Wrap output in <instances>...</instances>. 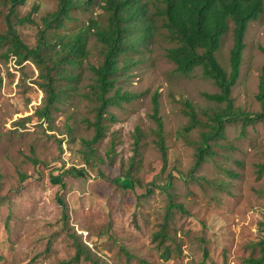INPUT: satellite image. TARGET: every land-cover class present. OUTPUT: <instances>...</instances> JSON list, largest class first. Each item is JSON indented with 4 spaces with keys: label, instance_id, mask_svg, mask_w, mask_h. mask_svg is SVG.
Listing matches in <instances>:
<instances>
[{
    "label": "rangeland",
    "instance_id": "obj_1",
    "mask_svg": "<svg viewBox=\"0 0 264 264\" xmlns=\"http://www.w3.org/2000/svg\"><path fill=\"white\" fill-rule=\"evenodd\" d=\"M56 10V0H25L18 14L33 23L14 24L22 42L34 47L42 18ZM6 13L0 5V34L6 31ZM245 42L232 99L234 113L255 115L263 110L257 95L264 17L250 24ZM233 44L231 30L218 53L228 71ZM89 45L77 92L67 88L50 117L40 120L36 112L45 95L38 70L29 61L17 66L13 57L5 60L8 43L0 42V264H248L259 258L264 121L225 117L223 134L208 143L204 161L195 168L204 135L212 131L209 114L226 104L206 97L220 89L201 68L190 75L177 73L167 57L171 45L159 39L120 80L119 87L137 98L110 108L116 121L108 137L93 147V156L84 141L94 137L88 123L95 113L84 94L93 82L87 64L98 65L100 57L94 40ZM155 95L164 122L166 163L157 144ZM187 104L201 120L191 132ZM137 128L143 135L130 183L125 176ZM112 141L115 154H109ZM172 204L176 207L168 211ZM165 223L168 239L155 240Z\"/></svg>",
    "mask_w": 264,
    "mask_h": 264
},
{
    "label": "trees",
    "instance_id": "obj_2",
    "mask_svg": "<svg viewBox=\"0 0 264 264\" xmlns=\"http://www.w3.org/2000/svg\"><path fill=\"white\" fill-rule=\"evenodd\" d=\"M57 10L44 16L38 29L34 47L22 42L14 27L16 22L33 23L30 16L21 18L18 7L25 0H0V5L7 9L4 16L6 31L0 34V42H7L5 60L15 59L21 66L31 62L39 72L40 89L45 95L44 105L36 112L40 120L50 117L70 89L77 92L78 83L83 73V64L90 53L89 41L94 40L100 61L98 65L88 62L92 74L90 90L85 98L91 102L95 119L89 122L94 129V137L84 141L93 152V147L108 137L111 122L116 121L110 112L111 107H121L124 102L137 98L134 93L119 87L120 80L127 76L131 68L138 66L145 53L152 51L159 39L171 46L167 49L168 59L176 66V72L190 75L201 68L205 76L214 80L220 92L207 94L206 97L217 104H226L221 111L209 114L212 127L204 135V145L199 149L198 168L209 149L208 143L219 138L225 130V117L228 120L256 119L264 121V65L260 75L257 99L263 106L261 113H234L232 99L233 88L237 85L246 49V36L250 24L264 17V0H56ZM232 30L234 44L231 49L229 71L222 65L218 53L223 47L227 35ZM95 47V48H96ZM264 53V48H261ZM76 69H82L76 72ZM67 82L65 87L62 83ZM2 83L0 80V89ZM153 117L158 127V147L167 162L168 148L164 140V122L160 115L159 95L154 96ZM191 132L201 126L199 114L191 104H187ZM244 117V119L242 118ZM143 132L136 129L134 135V156L128 167L125 179L134 183L132 176L136 168L137 156L141 149ZM113 142V141H112ZM116 144L112 143L109 154H115ZM90 153V154H91ZM93 156L95 152L92 153ZM264 172V164L259 166ZM72 172H77L73 169ZM103 176V174H102ZM165 186V190L169 189ZM175 205H171V211ZM182 208L181 206H179ZM167 225L155 235V240L168 239ZM161 240V245L164 242ZM261 256L250 258L248 264H264V239L259 242ZM82 251L77 250L74 262L81 260ZM164 255L169 259V250ZM2 258L0 257V262ZM68 264V263H63Z\"/></svg>",
    "mask_w": 264,
    "mask_h": 264
}]
</instances>
